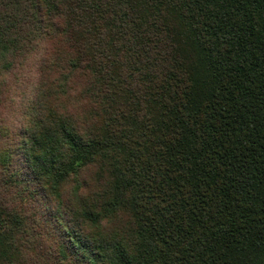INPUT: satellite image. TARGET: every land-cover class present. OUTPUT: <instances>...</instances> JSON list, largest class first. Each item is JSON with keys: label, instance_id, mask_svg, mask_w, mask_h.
<instances>
[{"label": "trees", "instance_id": "1", "mask_svg": "<svg viewBox=\"0 0 264 264\" xmlns=\"http://www.w3.org/2000/svg\"><path fill=\"white\" fill-rule=\"evenodd\" d=\"M0 264H264V0H0Z\"/></svg>", "mask_w": 264, "mask_h": 264}, {"label": "rangeland", "instance_id": "2", "mask_svg": "<svg viewBox=\"0 0 264 264\" xmlns=\"http://www.w3.org/2000/svg\"><path fill=\"white\" fill-rule=\"evenodd\" d=\"M25 90L26 89H22V94L21 95H23V93H24ZM29 93H30V89L28 91V94ZM33 94H34V92H31L29 98H31ZM10 110H11V108H10ZM22 111H23V109H22V98H18L17 104H16V109H15L13 115H12L13 116V121H14V123L16 125H20V123L21 124L23 123V119L24 118L22 116Z\"/></svg>", "mask_w": 264, "mask_h": 264}]
</instances>
